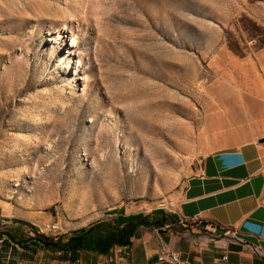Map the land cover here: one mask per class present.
I'll return each mask as SVG.
<instances>
[{"label": "rangeland", "instance_id": "374dc122", "mask_svg": "<svg viewBox=\"0 0 264 264\" xmlns=\"http://www.w3.org/2000/svg\"><path fill=\"white\" fill-rule=\"evenodd\" d=\"M263 7L0 0V226L55 224L56 238L172 213L217 148L227 55L264 47ZM91 253L37 257L86 264Z\"/></svg>", "mask_w": 264, "mask_h": 264}, {"label": "crops", "instance_id": "0c3cea01", "mask_svg": "<svg viewBox=\"0 0 264 264\" xmlns=\"http://www.w3.org/2000/svg\"><path fill=\"white\" fill-rule=\"evenodd\" d=\"M259 22L264 25V7ZM227 58L230 85L212 123L216 150L189 178L173 212L164 213L166 221L160 213L151 215L150 221L162 223L140 226L128 251L92 252L86 264H159L163 250L193 264H222L224 255L228 264H264V47ZM35 226L30 219L2 222L0 264H40L39 252L49 258L51 251L35 239Z\"/></svg>", "mask_w": 264, "mask_h": 264}, {"label": "trees", "instance_id": "16d2710c", "mask_svg": "<svg viewBox=\"0 0 264 264\" xmlns=\"http://www.w3.org/2000/svg\"><path fill=\"white\" fill-rule=\"evenodd\" d=\"M163 221H166L165 216ZM162 221L152 222L146 216L138 215L129 218L124 224L101 221L88 228L74 232L69 237H50L39 235L35 231V239L47 250L79 254L86 245L91 244L92 252L99 255H109L116 247H131L132 239L140 226L160 225Z\"/></svg>", "mask_w": 264, "mask_h": 264}, {"label": "built area", "instance_id": "2783aa9c", "mask_svg": "<svg viewBox=\"0 0 264 264\" xmlns=\"http://www.w3.org/2000/svg\"><path fill=\"white\" fill-rule=\"evenodd\" d=\"M35 231L39 235L49 236L50 234H56L59 231V227L55 224H39L38 227H35ZM231 241L240 242V240L234 235L228 232ZM130 247L122 248L123 250L128 251ZM228 255L222 257V264H228ZM159 264H193L188 261H185L181 256L171 250H163L158 259Z\"/></svg>", "mask_w": 264, "mask_h": 264}, {"label": "water", "instance_id": "95a60500", "mask_svg": "<svg viewBox=\"0 0 264 264\" xmlns=\"http://www.w3.org/2000/svg\"><path fill=\"white\" fill-rule=\"evenodd\" d=\"M262 142H264V140Z\"/></svg>", "mask_w": 264, "mask_h": 264}]
</instances>
